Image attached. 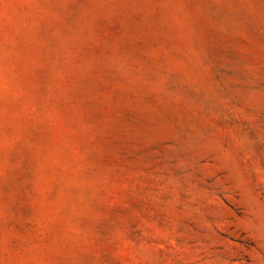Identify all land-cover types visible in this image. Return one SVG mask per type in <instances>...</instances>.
Masks as SVG:
<instances>
[{"label":"rangeland","instance_id":"374dc122","mask_svg":"<svg viewBox=\"0 0 264 264\" xmlns=\"http://www.w3.org/2000/svg\"><path fill=\"white\" fill-rule=\"evenodd\" d=\"M0 264H264V0H0Z\"/></svg>","mask_w":264,"mask_h":264}]
</instances>
